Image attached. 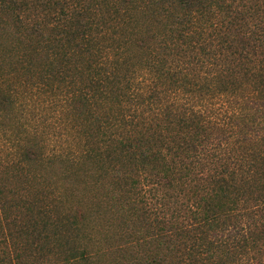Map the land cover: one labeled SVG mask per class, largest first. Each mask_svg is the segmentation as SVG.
I'll return each mask as SVG.
<instances>
[{
	"label": "trees",
	"instance_id": "trees-1",
	"mask_svg": "<svg viewBox=\"0 0 264 264\" xmlns=\"http://www.w3.org/2000/svg\"><path fill=\"white\" fill-rule=\"evenodd\" d=\"M5 135L0 264H264V0H0Z\"/></svg>",
	"mask_w": 264,
	"mask_h": 264
},
{
	"label": "rangeland",
	"instance_id": "rangeland-1",
	"mask_svg": "<svg viewBox=\"0 0 264 264\" xmlns=\"http://www.w3.org/2000/svg\"><path fill=\"white\" fill-rule=\"evenodd\" d=\"M137 17H139V15H137ZM66 90L71 91V89L68 88L64 89V91ZM40 95H41V100L39 102L37 100L36 101L33 100V102H30L28 100H30L31 98H26L27 101L24 104L29 106V108L31 105L37 117H35L36 120L33 121L32 115L26 114L27 119H24V121L25 120L30 121V123L28 124L31 131L35 130V126L38 128L41 137L44 138L45 140L49 155H57V156L63 155V156H71V157L74 156L78 150L82 149L81 147L83 146V138L82 141L80 139H77L76 133L72 128V126L69 125V123L63 121L65 118L64 115L58 116L57 114H55V118H52L53 117L52 115L49 116L48 113L49 109L50 108L53 109V107H50L51 106L50 103L49 104L47 103L48 109L44 107H43L44 109H42L39 103L42 101H46L45 99L50 97L46 94H40ZM67 104L68 101L62 102L63 106ZM14 148L16 149V146L11 148L9 136L5 135L4 137L2 136L0 137V157L6 156V154L9 153H14L15 152ZM77 192L78 193L76 196L79 197V199L91 197V200H93V197H95L88 189H82V190L80 189ZM102 214L106 215V213H102ZM117 230H119L118 227ZM119 244L122 243L120 242ZM108 249L109 248L103 249L101 247L102 255H100L99 253L98 256L95 254L94 250H91L88 257L89 260L94 264H106V260L108 259L107 256L104 255V250L106 253ZM57 261H55L53 264H55ZM57 264H59V262H57Z\"/></svg>",
	"mask_w": 264,
	"mask_h": 264
}]
</instances>
